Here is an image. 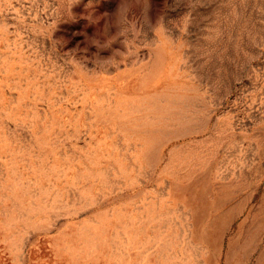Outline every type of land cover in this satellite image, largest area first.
<instances>
[{
	"label": "rangeland",
	"instance_id": "1",
	"mask_svg": "<svg viewBox=\"0 0 264 264\" xmlns=\"http://www.w3.org/2000/svg\"><path fill=\"white\" fill-rule=\"evenodd\" d=\"M0 264H264V0H0Z\"/></svg>",
	"mask_w": 264,
	"mask_h": 264
}]
</instances>
